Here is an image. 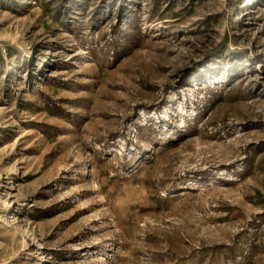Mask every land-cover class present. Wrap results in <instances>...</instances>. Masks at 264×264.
I'll return each mask as SVG.
<instances>
[{"label": "rangeland", "instance_id": "obj_1", "mask_svg": "<svg viewBox=\"0 0 264 264\" xmlns=\"http://www.w3.org/2000/svg\"><path fill=\"white\" fill-rule=\"evenodd\" d=\"M0 264H264V0H0Z\"/></svg>", "mask_w": 264, "mask_h": 264}]
</instances>
